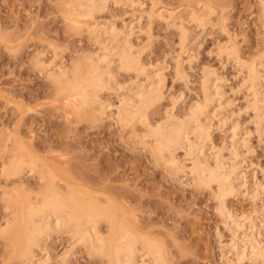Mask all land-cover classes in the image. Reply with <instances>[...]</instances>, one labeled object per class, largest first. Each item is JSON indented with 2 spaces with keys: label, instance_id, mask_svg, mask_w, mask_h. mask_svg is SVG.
<instances>
[{
  "label": "rangeland",
  "instance_id": "obj_1",
  "mask_svg": "<svg viewBox=\"0 0 264 264\" xmlns=\"http://www.w3.org/2000/svg\"><path fill=\"white\" fill-rule=\"evenodd\" d=\"M71 1L74 0H0V264L38 261L42 264H102L103 260L106 264V258L89 253L86 243L72 240L67 229L50 234L48 240L31 250L30 257L22 256V242L7 238L23 201L24 205L34 201L36 193L48 187L55 176L54 183L63 193L68 192L69 187L75 191L79 188L76 194L80 197L117 204L118 213L124 215L137 234L155 240L163 248L166 264H264V104L257 103L244 88L248 79L247 73L244 74L249 67L247 64L258 66L259 75L263 74L264 78V0H128L133 3L131 7L127 0L125 5L114 4L111 0L103 12H96L92 18H80L78 23H74L68 12ZM106 23L124 32L121 40L129 38L132 50L136 49L134 52L146 64H143L145 70L153 68L162 79L158 77L163 82L164 98L149 110L151 126L161 122L169 109H172L169 110L171 115L182 119L190 104L202 100L203 69L217 74L221 99L218 96L219 107L216 106L215 117L212 123L210 121L212 126L208 127L211 129L208 146L214 149L211 155L223 153H219V157L227 158H224L226 167L240 166L235 173L241 176V172L244 177L240 178L246 179L234 181L243 182L248 188L234 182L235 193L227 197L225 207L231 216L235 213L233 217L238 223L240 219H237L241 218L240 224H248L250 228L243 225L246 228L243 230L239 224L243 231L240 227L235 231L229 224L227 229L228 224L218 212L214 186L196 185L193 174L188 171L191 162L184 161L187 158L183 156L184 150L176 152L177 163H181L174 166L176 169L183 163L177 169L183 171L181 168L186 165L184 172L171 170L173 166L160 159L156 161L158 158L149 148L152 141L144 138L146 130L140 123L116 124L114 112L118 98L126 96L128 90L136 86L133 72L118 70L116 63L111 65L115 67L111 70L114 84L120 90L99 92L100 103L102 100L105 103L101 104L111 106L106 108L108 112L100 113L102 116L96 113L100 108L98 103L93 105V110L85 104L77 113L72 103L64 101L58 83L55 84L51 76L58 70L69 72L76 64L85 63L87 57L94 56L100 45L90 30ZM181 37L184 38L182 44ZM104 41L107 43L105 37ZM225 47L228 51L222 53ZM245 63L247 66L243 69ZM176 69L185 73L186 78H177ZM141 76L138 80L145 82ZM260 79L258 93H262L259 98L263 102L264 80ZM252 103L255 107L261 103V112L257 113L261 108L254 109ZM230 126L240 135H235L239 141L236 147L230 146L231 140L235 141L229 139ZM224 130H228L229 135ZM241 137L246 143L240 150L237 148L243 143L239 140ZM229 150L235 156L239 153L236 151H240L234 159L236 162ZM33 156L37 164L35 158L32 161ZM17 157L25 161L30 159L33 163L26 162L32 164L33 170L30 172L27 167L22 174L7 175L4 168ZM250 183L259 185L258 194L262 187L259 197L253 187H249ZM20 195L22 200L19 201ZM100 225V231L107 236L108 224L102 222ZM247 230L251 231L250 237ZM240 234L246 240L248 237L249 241L255 240L251 242L257 244H251L255 245V251L260 249L261 256H257L260 259L253 260L247 254V258L240 261L234 254L236 251L233 252V248L230 251L236 244L233 242L242 239Z\"/></svg>",
  "mask_w": 264,
  "mask_h": 264
},
{
  "label": "bare ground",
  "instance_id": "obj_2",
  "mask_svg": "<svg viewBox=\"0 0 264 264\" xmlns=\"http://www.w3.org/2000/svg\"><path fill=\"white\" fill-rule=\"evenodd\" d=\"M108 1H111V0H74V1H71L72 2L71 4L69 3L70 7L68 5V8H71L70 11L68 12H70V16L72 17V20L75 21L74 23H76L80 18H84V19L92 18L96 12H99V13L100 11L103 12L104 11L103 9H105V5ZM112 1L114 4L122 3L123 5H125V0H112ZM127 2L128 0L126 1V3ZM129 3L130 2H128L127 5L130 6L132 1L130 4ZM127 26H124V27L128 28ZM181 26H184V25H181ZM126 28L124 29L126 30ZM91 30H90L91 35L94 37L95 41L100 45L98 52L95 53L94 56L87 57V62L76 64L69 72L67 71L61 72L58 70V72L54 73L55 75L51 76V78L54 77L53 79L56 81L55 82L53 80V82H55V84L58 83L57 86L59 87V92L61 93L64 101H68L72 103L74 106V110L77 113H79V111L82 110V107L85 106V104L88 108L93 110V105L98 103L100 108H98V112L96 113H98V116H102L101 114L104 112V110L107 111L106 108L110 105H107V103L106 105L101 104V103H105V102H102V100L100 103L99 92L102 91L103 89H106V90L112 89V91L114 92L116 91L118 92L120 90L119 87L117 85L115 86L114 84L115 80H114L113 72H111V70L112 68L114 69L115 67L113 65L111 68V65L116 63L118 70H122L125 72H133L136 76L135 78L137 79L135 80L136 82L134 81V83H136L134 85L136 86L134 88H131L129 86L131 89H129L128 87L129 89L128 94L124 97H120L121 91L118 94L115 93L118 95V97H120L118 98L119 104L115 106L116 110L114 112L116 124L117 122L120 125L121 124L123 125L126 123H130V124L140 123L141 126H143L146 130L144 134L145 135L144 138L147 137V140L151 139L152 141V145L151 143L150 144L146 143V145H149V146L151 145L149 148H151V151H152L151 153H153V156L155 155L158 158V160L156 161H159L160 159V161L161 162L163 161L164 164H167L170 167L173 166V169L171 170H174L175 169L174 166H177L181 163L180 161L178 162L179 164L177 163L178 159L176 158L177 156L176 152L180 149L184 150L183 156L188 158L187 159L184 157L185 158L184 161L189 160L191 162L190 163L191 166H189L190 168H188L189 169L188 171L191 175L193 174L192 176H194L193 178H194V181L197 183L196 185L200 187H205V188H209V187L211 188V186L212 187L214 186L215 189L213 188V190L216 191L215 192L216 198L218 199V202H219L218 212H220L221 217H223L221 219H224L226 223L228 224L227 229H229V224L232 225L231 226L232 228L233 227L235 228V229L233 228L235 231L240 229L241 227L239 226V224H240V221H242L241 218H238L239 216H236L238 218V219L236 218L237 220L240 219L238 223L233 217L235 216V213L234 215L231 216L229 212L230 210H226L227 206L225 207V205L227 203L225 204V201L228 196L230 197V194L232 195L233 193H235L233 192L234 185H235L234 180L237 181L238 179V181H241V180L244 181L246 178H244V180L243 178L242 179L240 178V177H244L242 176L241 172H240L241 176L235 173L238 171V168L240 166H238L237 168L234 165H232L233 164L231 163L232 160L229 158L228 160H231L230 163L232 166L226 167L227 165H225V162L227 161L226 160L227 158L224 156V158H226L225 159L226 161H224V158H221V156L219 157V153L220 154H223V153L219 151V153L216 152L215 153L216 155L212 154L213 155L212 156L210 151H213L214 147L212 148L213 150H211L210 149L211 145L210 147L208 146V140L211 139L209 138V136L211 137V135H209L211 133L208 134V131L211 129H209L208 127H210L212 123L213 116L215 117L214 112H216L219 107L218 106L219 104L217 103H218V99L220 98L219 96L220 94L218 95V92H219L218 90L220 87H217V85H219L218 83H220L219 82L220 79L217 81V78L215 77V75L217 74L214 72L215 73L214 75L212 71L209 69L208 70H206V68L203 69L202 76H201L202 100L200 102H195V103L190 104L189 107H187L188 108V111H186L187 113L182 114L183 115L182 119L175 118V116L171 115V112H169V110L171 111L172 109H169L166 112L164 111L166 117L163 114L165 118L162 119V121L160 120L161 122L159 123L157 122L158 124L151 126L150 122H148L149 110L152 107H154L157 103L162 101V98H164L161 92V87L163 88V86H161L163 82L162 83L160 82L162 80L161 77H159V75L154 73L155 71L153 70V68L152 70L149 69V71L145 70L146 66L144 65L146 64H144V62L142 63L140 60V57L136 54L137 52H134V50L136 49L132 50L133 45H131L130 42L128 41L129 38L127 39V36H126L122 38L121 40L120 35L124 32L121 31L120 33V31L116 30V28L110 23L109 24L106 23L101 26H94L91 28ZM182 33H184V31H182ZM104 37H105V40H107V43L109 42L110 44H107L105 41L102 42ZM183 40L184 38L181 37V42H180L181 44L183 43ZM223 49L224 48L221 49L222 53L223 51L225 52L228 51L226 47H225L226 50L225 49L223 50ZM229 52H228L229 55L230 54L233 55L232 53H229ZM233 56H236V55H233ZM237 61H238V58L236 62ZM177 63L179 62L177 61ZM239 64L237 63V65ZM247 65L249 67H247L246 72H244V74L247 73L248 79L246 80L247 82L246 81L244 82L246 83L245 86L243 83V86L245 90H247L249 93L253 95V98L256 102L261 101V103L264 104L263 103L264 101L262 102V100H260L259 98V95H262L261 93L262 91L260 92L261 94L258 93L259 92L258 90H260V88H258V85H260L261 83L260 77H262V79L264 80L263 74L261 73L262 75H259V72H261V70L260 71L257 70L258 66L255 67L253 66V64L252 65L247 64ZM247 65L245 63V66L243 67V69H245ZM46 73H48V71ZM176 73L178 74L177 78H180V79L186 78V75L184 76L185 73H182L180 69H176ZM182 74H183V78H182ZM141 75H143V78ZM179 75H181V77ZM139 76H141L143 80L145 79V82H140L138 80ZM173 100L175 99L173 98ZM173 100L172 101L170 100L172 103L171 105L175 106ZM254 100L252 99V102H254ZM261 103H259V106L261 109L258 108L259 106L255 107L256 104L252 103V105L254 106V109L260 110V111L256 110L257 113L261 112L262 110ZM168 104L170 105V102ZM107 109H109V107ZM84 111L86 112L87 110H84ZM110 112L111 111H109V113ZM257 113L256 115H258ZM107 117H110V116L107 115ZM257 117H259V115ZM259 118L258 120H260ZM261 118L263 119V117ZM208 123H209V126H208ZM260 124L262 125V122H260ZM130 127L133 128L134 126L133 127L130 126ZM136 128H139V127L137 126ZM228 128H229L228 130L230 132V136L233 137L231 138L229 136V139H235L234 142L233 140H231L230 146L233 145L232 147H234L235 145L236 147V145L238 144L237 142H239L238 139L236 140V136H235L237 135L235 134V130L237 129H234L232 126ZM139 129H142V128H139ZM228 135H227V138H228ZM237 136L239 137L240 135H237ZM240 139L242 140L243 143L240 142L239 144L241 143L242 144L241 146L239 145L237 149L240 148L241 150V148L243 147L242 145L243 144L245 145L246 142L243 141L242 137L239 138V140ZM209 142L211 143V140H209ZM206 146H208L209 147L208 149H210L208 150L209 151L208 154L206 153L207 151ZM232 147H230V149L233 151ZM223 149H226V147H224ZM231 150H229L230 156L232 154ZM236 152H239V153H236L238 154L236 156L232 154L233 161L235 158H237V156H239V154H241L240 151L238 150ZM233 153H235V151ZM22 158L23 157L21 158L17 157L15 161H10L11 162L10 165L8 164L9 166L8 167L6 166L7 167L6 169L4 168V171L5 170L8 171V174L6 172L7 175L15 176L20 173L22 174L24 170H26L25 168L27 167H28V170H30V172L33 170L32 164L29 162H26L28 159H26L25 161V159H22ZM34 158L35 157L33 156L32 161H34ZM32 161L30 160V162ZM35 161H36L35 164H37L38 161L36 158H35ZM234 162H236V160ZM238 163H235V164H238ZM227 164L229 165V161ZM182 165L178 166L177 168L181 167ZM184 166L181 169L183 168L185 169ZM177 168L175 169V171L176 170L181 171L179 170L180 168L179 169ZM184 169L181 172H184ZM176 173L177 172H175V174ZM234 175H237L238 177L237 176L235 177ZM51 177L53 176L51 175ZM55 178L56 176L51 179V182L48 185V187H46L42 192L36 193L37 195L35 196L34 201H31L30 203L26 205H24V201H23V205L21 204L22 207H20V210H19V215H18L19 217L18 219L16 217V221L14 222L11 231L9 230L11 234H6L7 238L11 239L12 237L15 239L14 241L17 242L18 240L23 243L22 244V247H23L22 256L23 257L26 255L30 257L32 255V254L30 255L31 250L35 248L36 246H38L40 243L45 242V240H48L47 238L50 234L54 232L56 233L61 229H67L69 230L68 231L69 234L71 232L72 240H74L73 238H75L76 241H81V243L83 242L84 244L86 243L88 249L90 250L89 253L99 255L103 258H106V264H166V260H165L166 257L164 255L165 252H163V248H161V246H159V244H157L155 240H151L150 238L148 239V238H145V236L143 237L140 234H137L132 228L133 225H129L130 222L127 223V221H125L124 215L120 211L119 212L122 215L118 213L119 209L116 208L117 204L114 206V204L109 202L111 201L109 199H107L109 201L106 200L109 203L106 204L105 202L103 204L101 202L102 203L101 204L99 203L100 201L98 202V199L96 200L94 198H89V196L80 197L79 195L76 194V191L79 190L78 187L75 188V189L78 188L76 191L73 188L69 187L68 192L63 193L61 188L54 183ZM252 179H254V175ZM238 183L241 184L240 182H237L236 184ZM255 183L253 184L250 183L252 185L249 186L250 188L253 187L252 189L253 191H256L257 186H259L258 184L255 185ZM242 184L240 185L241 187H242ZM245 185L243 184L244 187ZM240 186L238 185L236 187L239 188ZM236 187H235V191L237 190ZM245 188H248V187H245ZM260 189H262V187ZM260 189L258 190L261 192ZM81 190H85V189L82 188ZM253 191L251 192L253 193ZM256 192H254L255 195H256ZM259 194L257 192L258 197H259ZM20 197L22 198V196L21 195L18 196L19 201L22 200L20 199ZM258 197L256 196L255 199H257ZM20 203L18 204L20 205ZM25 203H26V199H25ZM15 206L16 205H14V208ZM251 218L252 220L255 219L253 217ZM224 220H223V223H224ZM102 222L104 223L106 222L108 224L109 232L107 233L108 235L106 234L107 236H105V234L101 232L102 230L100 231L99 229V225ZM252 222L253 221H251L250 224ZM254 224L255 223H253L252 225ZM240 225L242 226L243 230L246 229V228L244 229L243 227V225L245 224L242 225L241 223ZM247 226L245 225V227ZM250 230H247L249 232V237L253 229L251 231ZM9 235L11 236L8 237ZM241 237L242 239H245V241H242V239L240 240L239 236H237V239H239V241L233 242L234 244L236 243L235 246L231 244L232 242L230 243L233 246V247L230 246L231 247L230 251H232V248H233V252L236 251V253L234 254H236L238 260L247 258L246 256L247 254L251 257V259L253 258V260L260 259L261 257L260 258L257 257L258 255L261 256V253L260 254L258 253V251L260 250L258 245H256V248L258 247L256 250L258 249L259 250L255 251V248H254L255 245L251 244L253 243L251 241H255V240L249 241L251 239V238L249 239V237L246 240V237L243 238V235L241 236L240 234V238ZM232 239L235 240L236 238H232ZM253 244H257V243L255 242ZM20 246L21 245H19L18 247ZM46 248L48 249V247ZM227 259L228 261H231L229 258ZM38 262H34V263L31 262V263L32 264H37V263L42 264L40 263V261ZM103 262L102 264H105V262L104 263ZM31 263L29 262V264Z\"/></svg>",
  "mask_w": 264,
  "mask_h": 264
}]
</instances>
